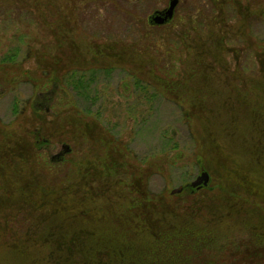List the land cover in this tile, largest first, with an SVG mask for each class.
Masks as SVG:
<instances>
[{
  "label": "rangeland",
  "instance_id": "obj_1",
  "mask_svg": "<svg viewBox=\"0 0 264 264\" xmlns=\"http://www.w3.org/2000/svg\"><path fill=\"white\" fill-rule=\"evenodd\" d=\"M55 2L56 7L63 10L60 12L66 14L68 10L72 16L71 29L76 44L91 45L94 49L95 46L107 47L110 54L115 51L121 55L94 59V55L87 54L85 64L79 60L81 65H78L84 64L82 67L87 70L97 68L95 74L90 70L86 74L88 78L93 75L95 78L89 88L79 84L78 78L74 79L75 87L68 82L71 75L65 76L66 59L55 71L46 68V62L52 61L50 57L60 53L55 49ZM184 5L193 15L191 18L187 15L185 23L196 19V11L204 17L198 19V15L194 32L185 30L186 25L179 20V27L175 28L148 25V15L159 6L156 0L131 3L126 0H49L44 5L39 0H0V128L5 126L12 130L15 125V130L21 133L14 137L21 142L20 153L11 158L7 156L10 165L21 170L20 173L10 172L9 188L14 181L16 185L21 184L20 178L33 184L35 175L57 179L68 173L81 174L80 170H94L92 161L104 151L101 143L94 142L100 138L111 146V156L125 162L124 167L120 165L118 169L123 182L144 185L149 195L156 197L152 202L171 210L193 204L199 194H187L188 190L174 195L171 192L195 180L202 169L209 172L212 187L233 173L222 170V166L213 170L200 159L186 122L188 111L185 110L190 109L188 93L194 96L202 89L203 77H196L192 88L184 85L177 93L164 90L160 84L166 80L188 82L192 78L187 66L192 63V53L197 54L194 50L199 40L208 37L209 27L203 24L208 22L225 30L226 40L221 46L225 61L220 67L226 64L229 69L225 75L219 70L204 72L210 76L207 86L217 90L219 77L224 81L223 76L229 75L224 88L235 84L239 91L249 92L253 101L264 102V70H261V66L264 67V0H230L225 4V14L210 11L209 0L200 2L197 10L191 3ZM185 31L193 32L188 36L192 39L182 41L181 34ZM11 52H17L16 63L5 64L2 59ZM235 75L238 79L234 81ZM205 92L211 93L209 89ZM178 93L181 100L175 98ZM218 97L206 95L208 106L216 107L212 100ZM235 136L228 144L222 143L223 153L238 148ZM42 139L48 140L42 143ZM30 142L35 145L34 154L31 151L28 157L25 150ZM254 143L262 141L251 135L246 144L247 152L256 153ZM65 146L69 152L64 151ZM85 159L90 167L81 164ZM30 165L34 170H27ZM3 172L6 177V170ZM140 178H144L143 183ZM258 189L263 198L256 201L263 203L264 179ZM7 193L0 191V195ZM9 211L0 205V264H20L17 254L5 259L10 252L6 240L13 231L11 239H15L17 232L25 241L26 221L13 214L6 220L5 214ZM254 220L261 219L255 217ZM77 221L82 223L79 217ZM249 233L240 227L227 245L202 253L216 264H264V255L260 260L251 255L256 247ZM263 246L257 248L263 250L262 253Z\"/></svg>",
  "mask_w": 264,
  "mask_h": 264
},
{
  "label": "trees",
  "instance_id": "obj_2",
  "mask_svg": "<svg viewBox=\"0 0 264 264\" xmlns=\"http://www.w3.org/2000/svg\"><path fill=\"white\" fill-rule=\"evenodd\" d=\"M46 1L49 0H39L41 5ZM53 6L56 16L55 49L60 52V58L47 53L52 56V61L46 62V68L55 71L57 65L60 67L66 59L68 71L65 76L71 75L68 82L75 87L74 79L78 78L79 84L89 88L95 78L94 75L88 78V71L95 74L97 68H83L85 56L92 54L97 59L121 55L115 51L111 55L107 47L95 46L94 49V46L83 45L79 43L81 40L76 44L69 11L66 14L60 12L62 9L56 7V2ZM206 43L205 38H201L194 50L197 54L192 53V63L187 66L192 78L188 82L166 80L160 85L164 90H176L177 93L178 89L183 90L184 85L192 88L196 77H203L202 89L194 96L188 93L190 109L185 110L188 111L186 122L191 128L200 159L211 165L213 170L222 166V170H232L233 173L227 174L215 187L211 186V181L199 190L186 189L187 194H199L193 204L171 210L161 203L152 202L156 197L150 196L144 185L123 182L118 169L120 165L123 168L125 162L111 156V146L100 138L94 142L101 143L104 151L92 161L94 170H80L81 174L68 173L57 179L51 176L42 179V176L35 175L33 184L19 177L21 184L16 185L14 181L9 188L10 172L20 173L21 170L10 165L7 156L11 158V155L20 153L21 142L14 137L21 133L15 130V125H12V130L2 126L0 191L8 193L0 195V205L10 209L5 214L6 220L12 214L18 215V218L25 219L27 226L25 241L17 232L15 239H11V231L6 240L10 252L4 256L5 259L17 254L20 264H216L202 252L224 247L234 239L233 235L240 227L253 237L256 248L252 257L262 258L263 250L257 248L264 245V202L256 200L263 198L258 187L264 179V102L253 101L249 92L239 91L235 84L224 88L229 75L223 76L225 82L219 77V89L207 86L210 76L204 72L219 70L225 75L229 68L226 64L220 67V63L225 61L221 45L206 47ZM87 48H90L89 52ZM16 60L17 52H11L2 59L11 65ZM79 60L84 62L82 66H79ZM261 70H264L263 65ZM237 79V76L233 78L234 81ZM206 89L211 93L205 92ZM208 94L219 95L212 100L216 107L208 106ZM180 95L178 93L175 98L181 100ZM14 110L18 113L17 108ZM229 133L236 134L238 148L229 150L227 154L223 153L225 147L222 143L228 144L233 140ZM251 135L262 141L254 143L256 153L247 152L246 144ZM46 140L42 139V143ZM34 146L33 142L26 146L28 157L31 151L34 154ZM81 164L90 167L86 159ZM11 167L15 169L9 170ZM34 168L27 166V170ZM1 170H6V177ZM143 179L140 178L141 183ZM161 198L165 200L162 195ZM77 217L82 223L77 221ZM255 217L261 220L255 221ZM245 251L249 252V249Z\"/></svg>",
  "mask_w": 264,
  "mask_h": 264
},
{
  "label": "flooded vegetation",
  "instance_id": "obj_3",
  "mask_svg": "<svg viewBox=\"0 0 264 264\" xmlns=\"http://www.w3.org/2000/svg\"><path fill=\"white\" fill-rule=\"evenodd\" d=\"M126 1L131 3V2H140L143 0H126ZM171 1L172 0H156V4H159V6L155 7L154 10L148 15L147 24L152 26V27H155V28H167L169 26H173L175 28V27H179V23L177 22V20H179L180 22H182V25H186L185 30H192L194 32V30H195L194 25H198L197 24L198 15H199L198 19L200 17H203V16H202V14H199V12L196 11V14H197L196 19L192 20L191 23H185L184 22L185 17L188 15L191 18V16H193V15L188 11V8L184 4H187V3L190 4L191 3V4L195 5L194 7H196V10H197L198 4L200 2H203V0H187V2H186V0H178L177 5H176L174 12H173V17L171 19H168L167 21H165L164 23H161V24L155 23L153 20V18L155 16L160 15L162 18H165L166 11L170 7ZM209 2H210V6H211L210 11L213 10V11H218L217 12L218 14H220V13L225 14V4L227 2H230V0H209ZM191 11H193V10H191ZM212 13H213V15L216 14L214 12H212ZM206 16H208V15L206 14ZM203 24L206 25L207 27H209L207 29L208 37L207 38L203 37L207 41L206 47L220 46V45L224 46L225 40H226V36L224 34L225 30H222V28H220V27L216 28V24H212V23H208V22L206 24H205V22H203ZM217 25H219V23H217ZM193 32L187 33L185 31V33H182L181 35L184 37L182 39V41H184V40L188 41V40L192 39L191 37H188V36L190 34H193ZM63 149L66 152L70 151L66 146L63 147ZM58 156H60V155H58ZM202 171H206V170L202 169L200 171V174L202 173ZM206 172L209 174L208 171H206ZM199 175H197V176H199ZM193 181L194 180H192L190 183L181 184L179 187H181L182 189L179 192L173 193V190H172L171 193L174 195V194H180V193L184 192L186 189H190L192 191H195V190H199L200 188L207 187L209 185V183L211 182V176L209 174V181H208L207 185L201 184L199 186L193 187L191 185V183ZM179 187H177V188H179Z\"/></svg>",
  "mask_w": 264,
  "mask_h": 264
},
{
  "label": "water",
  "instance_id": "obj_4",
  "mask_svg": "<svg viewBox=\"0 0 264 264\" xmlns=\"http://www.w3.org/2000/svg\"><path fill=\"white\" fill-rule=\"evenodd\" d=\"M177 2H178V0H172L170 7L166 11L165 18H162L160 15L155 16L153 18L154 22L157 24L158 23L161 24V23H164L165 21H167L168 19H171L173 17V12H174V9L177 5ZM208 181H209V174L206 171H202V173L196 177V179L191 183V185L193 187L199 186L201 184L207 185ZM181 189H182L181 187L176 188L173 190V193L179 192Z\"/></svg>",
  "mask_w": 264,
  "mask_h": 264
}]
</instances>
